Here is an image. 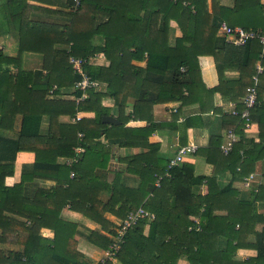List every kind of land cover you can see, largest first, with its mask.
I'll return each instance as SVG.
<instances>
[{
    "label": "trees",
    "instance_id": "obj_1",
    "mask_svg": "<svg viewBox=\"0 0 264 264\" xmlns=\"http://www.w3.org/2000/svg\"><path fill=\"white\" fill-rule=\"evenodd\" d=\"M27 1L6 0L8 13L14 14L11 24L19 48L16 58H5L0 52V66H6L0 71V128H5L7 122L12 124L16 116L21 117L15 138H5L3 131L0 132V244H22L24 248L19 253L0 250V264H90L76 251L72 237L69 239L72 250L61 248L59 242L44 247L38 245L41 238L37 236L38 229L32 230L33 225L37 227L48 219L60 220L61 209L50 208L52 200L64 186L66 192L78 188L76 190L85 194L95 189H110V185L94 175L95 169H104L109 162L107 146L129 149L147 141L161 126L152 122L153 109L157 105L176 102L189 105L196 101L199 92L213 95L223 93L226 86H231L229 101L234 103L232 109L239 114L244 108L247 89L253 86L258 65L262 72L257 77L256 105L250 109L248 120L231 115L230 110L221 118L222 128L227 129L223 135L211 138L206 149L194 152L213 166L210 176H195L194 167L188 163L168 168L177 153L166 162L162 161L160 167L138 155L127 163V171L139 177V185L135 189H125L129 193L124 199L119 196V183L114 180L107 202L98 201L91 195L80 200L84 206L82 214L111 237L116 235L119 225L115 227L108 221L106 213L122 220L120 224L139 208L155 214L147 237L143 236L145 219L126 231L113 259L120 264H176L182 255L205 264L207 253L219 256V260H215L218 264H232L233 254L244 247H254L257 251V256L248 263L264 264V228L256 235L254 244L245 242L248 236L255 235L254 226L256 222H264V215L256 214L251 201L237 199L231 184L220 188L217 181L220 172L228 171L232 179H242L244 185L254 169L253 155L255 152L264 155V47L257 39L235 46L220 33L221 25H226L264 34V5L260 0H234L232 7L219 5L218 0H210V6L207 0H64V3L31 0L67 10L65 30L61 32L29 27L31 7ZM172 21L181 32L173 45L169 39ZM97 36L103 39L102 45H94ZM57 45L67 49H56ZM24 52L41 55L42 69L22 71L18 62ZM98 54L104 55L107 66L88 64L89 58ZM202 56L212 57L214 61L218 85L212 89H206L201 81L198 58ZM70 57L84 60V71L92 80L105 84V91L87 90L78 102L67 98L68 94L73 98L82 95L74 90L80 77L72 70ZM134 62H145V66H137ZM8 66L15 67L16 72H11ZM230 68L238 72L234 81L225 80V71ZM104 98L113 100L120 124L102 122L104 116L110 115V109L102 105ZM129 98H133L134 103L130 114L126 115ZM77 113H93V117L82 118L73 124L60 123L61 116L74 118ZM43 117L48 119L44 134L41 133ZM129 120H146L150 125L142 129L126 128ZM254 123L258 129V144L245 136V125ZM228 130L233 131L238 141L224 156L220 146ZM101 138L105 144L98 141ZM246 145L251 148L247 149ZM77 147L83 152L77 154ZM153 147L149 150L157 149ZM18 152L33 153L34 162L31 166H23L19 183L6 186L5 179L14 174ZM210 154L215 158L214 163ZM59 158L68 159V163H58ZM74 159L76 161L71 162ZM71 173L74 176L70 178ZM36 180L51 181L55 185L48 190L35 188L30 198L26 188ZM200 184L207 186L206 195H198L193 189ZM253 191L258 192L254 193L256 199H261L264 194L262 187H255ZM149 195L152 196L146 200ZM172 198L169 209L161 210L162 201L168 199L170 202ZM69 200L65 199V202H72ZM132 206L136 208L133 211ZM217 212L226 215H215ZM191 216L199 217V224H194ZM211 217L208 227L207 220ZM25 221L31 222L32 226L26 228ZM25 234L27 238L24 239ZM92 234L100 242L88 237L89 242L106 252L111 239ZM55 238L59 239V235ZM148 245L150 249L155 247L152 250L157 256L153 259L145 255ZM49 246L52 248L48 249ZM112 261L106 264H113Z\"/></svg>",
    "mask_w": 264,
    "mask_h": 264
},
{
    "label": "crops",
    "instance_id": "obj_2",
    "mask_svg": "<svg viewBox=\"0 0 264 264\" xmlns=\"http://www.w3.org/2000/svg\"><path fill=\"white\" fill-rule=\"evenodd\" d=\"M64 3V0H59ZM6 0H0V52L2 56L5 58H16L18 54V40L15 34V28L11 24V18L14 14L8 13L6 6ZM58 2V1H57ZM58 2V3H60ZM208 5L210 6V0H207ZM260 2L264 5V0H260ZM219 5L224 7H232L234 4V0H218ZM27 4L31 7L29 9L30 17L28 20V26L31 28H46L50 31L61 32L64 31V20L65 12L64 8H58L53 6H46L44 4H40L35 1L28 0ZM33 7H38L41 9H50L49 12H43V10H36ZM61 9V10H60ZM62 10H64L62 12ZM181 36L180 29L178 28L175 22L170 23V44L173 45L174 41L177 37ZM219 37H221L218 34ZM94 45H102L103 39L97 36L93 40ZM31 46L33 44L31 43ZM56 49H67L65 46L57 45ZM97 58V65L93 66H107L108 61L105 59L103 54L95 55L94 57L89 58L88 64L91 59ZM135 65L144 67L145 62L137 63L134 62ZM43 65V57L39 54H35L32 52H24L20 61L18 62V66L22 71L25 72H33L42 69ZM92 65V64H89ZM198 65L200 70L201 81L206 87V89H212L218 85V77L214 65V61L212 57L202 56L198 58ZM6 68L5 65L0 66V71ZM11 72H16V68L12 66H8ZM238 78V72L234 68L226 69L225 71V80L226 81H234ZM98 82V81H97ZM100 87L96 89L97 92L105 91V84L98 82ZM64 91V90H62ZM232 94V87L226 86L223 93H215L213 95L205 94L199 92L196 97V101L192 102L189 105H182L179 102L169 103V104H161L157 105L153 109L152 114V122L158 125H161L159 128L154 130L152 134L148 137L147 141L141 143V145L132 146L131 148H120L117 145H109L107 148L109 149V162L104 169H95L94 175L98 180L102 183H106L110 185V189H97V191H90L88 194L83 193L81 190L69 189V191H65L66 186H64L63 190L59 192V195L52 200L53 204L50 208L54 207V210L61 209L59 212V219H48L42 224L33 225L35 230L37 231V236L41 239L38 241V245L40 247H44L45 244L50 245L52 243H61V248L71 249L70 246V238L75 241L76 251L80 252L83 255L84 261L91 264V261L99 260L105 252V249L99 248L95 246L97 244H92L89 242L88 237H92L96 242H100L97 237L91 235V232L95 233L97 236L105 237L106 239H111V234L104 232L101 227L85 217L81 210L83 211L84 206L82 204V200L84 198H88L90 195L95 197L98 201L103 203L107 202L112 195V183L116 180L118 187V191L120 192L119 196L123 197V199L127 196L126 193H129L125 189H135L139 185V177L134 174H130L127 171V163L131 161L133 156L142 155L145 159L151 163L152 165L158 164L159 167L163 165L162 161H167L168 157H172L175 155L180 147H184L187 145H194L196 147V151L201 149H206L210 142L211 138L220 137L227 129H223L221 126V118L222 115L229 114V111L232 110V105L229 101V97ZM63 97V96H62ZM65 99V98H64ZM69 99L75 100L73 96H70ZM264 100V96H263ZM76 101V100H75ZM134 103L133 98H129L127 101L126 115H129L131 112V107ZM102 105L110 109V117H113L117 120V110L113 107V100L110 98H104L102 101ZM84 118L93 117V113H82ZM118 121V120H117ZM119 122V121H118ZM21 117L16 116L13 123L7 122L5 128H0V132L5 138H15L20 130ZM60 123H71L72 117L70 116H61ZM48 119L47 117H43L41 124V133L44 134L47 129ZM120 124V123H119ZM112 125V124H108ZM150 125L147 121H133L129 120L125 125L126 128L130 129H142L143 127ZM245 136L247 140L254 141L253 143L258 144V129L257 125L250 124L248 129L245 130ZM222 138V137H221ZM223 139V138H222ZM105 144L104 138L98 140ZM263 145V142H261ZM148 145V146H145ZM157 147L156 150L149 148ZM264 146V145H263ZM247 149L251 148V145H246ZM264 153V152H263ZM254 166L253 171L250 174H254V182L249 188H245L241 180L232 179L231 174L228 171H222L217 175V181L220 188L231 184V188L237 192V199H241L244 201H251L253 206H255V211L257 215H264V194H261V199H256V195L254 193H258L253 191V188L258 187L259 189L264 188V155H259L258 152H255L253 155ZM211 162L214 163L215 158L210 154ZM68 159L59 158L58 163L67 164ZM4 160L2 161V163ZM34 162V154L31 152H18L15 157L14 162V174L13 176L7 177L5 179L6 186H12L14 184L19 183L21 178V171L23 166H31ZM164 162V163H165ZM137 163V162H136ZM182 163L191 164L194 167V175L195 176H210L213 172V166L206 162V159L200 156H197L196 153L185 155ZM181 163V164H182ZM146 166V164H143ZM221 168V167H219ZM136 171V170H135ZM71 178V176H70ZM263 183V184H262ZM55 185L54 182L46 181V180H36L35 184L30 185L26 188V195L31 198L33 191L35 188L40 189H51ZM198 195H206L207 194V186L205 184H200L199 186L193 188ZM252 190V191H251ZM94 192V193H93ZM67 193V194H65ZM260 193V192H259ZM131 194V193H130ZM98 195V196H96ZM258 195V194H257ZM260 195V194H259ZM152 195H149L146 200H149ZM65 199H70L72 202H65ZM82 199V200H80ZM172 200L169 202L168 199H165L160 204L161 210H168ZM64 203V204H61ZM61 205V206H60ZM57 206V207H55ZM73 208H72V207ZM135 206V205H134ZM132 206V211L135 210ZM83 207V209L81 208ZM144 208H146L144 206ZM117 211V208H116ZM147 212H149L147 210ZM153 215V219L146 220L143 228V236L147 237L150 224L154 220L155 214L149 212ZM215 215L225 216L224 212H217ZM105 217L108 221H110L115 227L120 224L122 220L116 218L115 216L106 213ZM190 220L194 224H199L200 218L191 216ZM208 222V223H207ZM207 226L209 227L212 222V217L208 218ZM25 227H31L32 223L25 221ZM62 223V224H61ZM264 228V222H256L254 226L255 235L248 236L246 243L254 244L257 240V236L259 235ZM75 229V230H74ZM237 229V228H236ZM59 233V234H58ZM59 235V239L55 237ZM27 235L25 234V238ZM159 239V238H158ZM23 246L21 245H3L0 244V250L3 252H22ZM52 246L48 249H51ZM152 249L155 247H151L148 245L147 252L145 255L148 259H153L157 256V253ZM257 256V251L254 247H244L238 249L233 256L231 257L232 264H250L249 260L254 259ZM205 264H218L215 262L216 259L219 260V256L213 257L210 253H207L204 257ZM144 262V261H143ZM247 262V263H246ZM113 264H120L115 260L112 261ZM143 264H147L144 262ZM176 264H199V260L195 258H188L185 255H182L178 258ZM260 264V263H259Z\"/></svg>",
    "mask_w": 264,
    "mask_h": 264
},
{
    "label": "built area",
    "instance_id": "obj_3",
    "mask_svg": "<svg viewBox=\"0 0 264 264\" xmlns=\"http://www.w3.org/2000/svg\"><path fill=\"white\" fill-rule=\"evenodd\" d=\"M220 33L226 38L227 42L230 44H233L235 46H241L244 45L248 40L257 39L260 41L262 46L264 47V34H260L256 31H244L239 28H229L226 25H221ZM264 52V49H263ZM85 61L76 58V57H70L69 63L72 67V70L80 77V80L76 82L74 85V90L79 91L82 93V95L78 98H75V100L81 101L85 97V93L87 90L93 89L95 90L99 84L97 81L92 80L87 73L84 71L82 65ZM257 73L255 76H253V86L247 89V95L243 99L244 108L240 113L235 109H232L230 112L233 116L240 115L241 119L248 120L249 117V111L251 108H253L256 105V98H257V85L258 80L257 77L262 72V67L257 66ZM84 118V115L82 113H77L74 118H72V122L75 123L79 120ZM249 127L248 124L245 125V128L247 129ZM79 137L82 138V135L79 134ZM237 137L234 135L232 130H228L224 136V141L222 145L220 146V151L224 156H227L234 144L237 143ZM196 150V147L194 145L182 147L178 150L176 156L170 161L168 168L175 167L182 163L183 158L185 155L193 154ZM75 152L77 154L82 153L83 149L81 147H77L75 149ZM76 160H72L71 162H75ZM71 177L74 176V173L70 174ZM253 175H250L246 180L244 184H247L249 186L250 181L253 180ZM158 185V183H156ZM142 219H153V215L141 208L137 209L136 211L129 214L127 219H125L121 224H119V229L116 230V235L111 237V245L109 246L108 250L104 253V255L96 262V264H106L107 261H112L116 254L118 253L121 244L123 243V236L126 233L127 230H129L131 227H133L138 221Z\"/></svg>",
    "mask_w": 264,
    "mask_h": 264
},
{
    "label": "rangeland",
    "instance_id": "obj_4",
    "mask_svg": "<svg viewBox=\"0 0 264 264\" xmlns=\"http://www.w3.org/2000/svg\"><path fill=\"white\" fill-rule=\"evenodd\" d=\"M66 47V46H65ZM96 59H91L90 60V63L89 64H92V65H97V58H99L98 56L97 57H95ZM98 87H100V84H99V86ZM98 87L96 88V89H98ZM95 89V90H96ZM67 98H70V94H68L67 96H66ZM51 98L52 99H61V97L60 96H51ZM252 175V174H251ZM253 176H254V174H253ZM254 180L255 179H253V180H251L250 181V184H249V187L253 184V182H254ZM244 187L245 188H248V186H247V184H244ZM95 191H97V189H95ZM94 193V192H93ZM96 196H98V195H96ZM82 209H83V207H81ZM82 211V210H81ZM98 261V260H97ZM97 261H91V264H95Z\"/></svg>",
    "mask_w": 264,
    "mask_h": 264
},
{
    "label": "water",
    "instance_id": "obj_5",
    "mask_svg": "<svg viewBox=\"0 0 264 264\" xmlns=\"http://www.w3.org/2000/svg\"><path fill=\"white\" fill-rule=\"evenodd\" d=\"M102 122L104 124H112V125H117L119 124V122L117 120H115L113 117H110V116H104L102 118Z\"/></svg>",
    "mask_w": 264,
    "mask_h": 264
}]
</instances>
